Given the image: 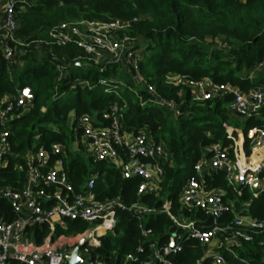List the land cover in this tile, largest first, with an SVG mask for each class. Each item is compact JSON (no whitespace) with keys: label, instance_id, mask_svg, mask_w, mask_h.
<instances>
[{"label":"trees","instance_id":"obj_1","mask_svg":"<svg viewBox=\"0 0 264 264\" xmlns=\"http://www.w3.org/2000/svg\"><path fill=\"white\" fill-rule=\"evenodd\" d=\"M26 1L17 5V37L25 42L47 39L61 23L139 18L127 34L142 50L139 69L143 81L130 66L89 62V55L73 45L44 47L41 55L34 47L26 49L24 54L18 53L14 66L1 57L0 104L26 86L31 88L34 100L10 123L11 151L6 156V165L0 167V188H23L28 155L60 143L66 154L65 171L76 194L83 193L89 180L94 179L95 187L90 192L98 201L120 198L128 207L140 202L157 210L141 221L153 231L149 239L142 238L141 222L134 214L120 212L114 231L104 236L96 249L101 258L116 263L130 254L138 255L142 243L163 244L173 233H182L167 213L160 212L166 201L172 203V213L192 217L200 229L209 230L210 219L202 211L181 210L179 197L183 184L195 175V165L205 157L208 147L217 144L227 147L233 143L228 138V128L235 130V138L241 136L243 144L242 130L231 122L245 118L246 135L250 129L264 128V121L230 112L227 106L233 98L231 93L198 102L191 88L169 83L168 78L174 75L196 81L209 78L243 92L264 88V0ZM57 59H64L69 65L63 76L57 68ZM147 83L163 98L174 101L176 110L154 103ZM110 106L120 108L126 134L147 131L153 140L164 142L169 149L170 160L165 165L159 195L138 196L139 178L125 179L117 164L96 162L87 153L79 120L86 115L100 118ZM246 148L250 154L248 140ZM261 176L264 177V169ZM206 184L209 189L221 190L224 201L235 208V213H226L221 218L222 226L231 224L235 214L264 219V191L255 197L249 188L239 186L240 196L221 171L208 173ZM0 211L5 212L8 220L13 218V204L0 200ZM67 223L68 230L64 232L67 235L88 228L80 221ZM31 232L41 243L49 228L35 227ZM62 233L59 228L57 235ZM207 249L197 239H186L183 252L172 259L173 264H195ZM221 253L226 264H264V233L254 235L251 242L242 243L232 252L223 247ZM140 256L147 258L148 251ZM203 264L212 263L207 259Z\"/></svg>","mask_w":264,"mask_h":264},{"label":"built area","instance_id":"obj_2","mask_svg":"<svg viewBox=\"0 0 264 264\" xmlns=\"http://www.w3.org/2000/svg\"><path fill=\"white\" fill-rule=\"evenodd\" d=\"M27 2L0 0V58L3 57L11 66L16 64L18 53L22 55L26 49L34 47L41 55L44 47L73 45L89 55V62L130 66L132 72L143 81L139 69L142 50L137 48V41L127 34L133 24L139 22V18L129 21L61 23L50 32L47 39L25 42L17 37V5ZM57 61V68L63 76V71L69 65L64 59ZM168 82L191 88L194 100L198 102L219 99L231 93L233 98L227 106L230 112L264 121L263 87L243 92L229 84H216L209 78L196 81L181 75L170 76ZM147 87L154 103L176 110L174 101L163 98L148 83ZM33 100L34 94L26 86L16 96H8L0 104V167L6 165V156L11 151L10 123L21 109L31 106ZM122 119L123 114L118 106H110L100 118L88 115L81 117L79 129L87 153L96 162L117 164L125 179L139 178L138 196L159 195L165 179V165L170 160L169 149L164 142L153 140L147 131L142 130L137 135L126 134ZM228 130V138L233 143L227 147L218 144L208 147L205 157L195 165V175L186 181L179 197L181 210L189 213L202 211L210 219L211 228L202 230L192 217L175 215L171 211L172 203L166 201L160 212L167 213L183 232L173 233L163 244L150 242L146 246L142 243L138 247V255L130 254L116 263L101 258L96 249L100 248L101 239L114 231L118 214L130 212L141 222L144 216L157 210L140 202L128 207L120 198L98 201L90 192L95 187L94 179L89 180L83 193L76 194L65 171L66 154L60 143L28 155L29 167L24 187L0 188V200L13 204L12 219L8 220L5 212L0 211V264H71L66 257L72 255L78 246V257L86 264H173L172 259L183 252L185 240L190 238L197 239L208 248L205 256L195 264H203L207 259L212 264H226L221 253L223 247L232 252L242 243L251 242L254 235L264 233V219L238 214H235L231 224L222 226L221 218L226 213H235V208L224 201L221 190L209 189L206 184L208 173L221 171L240 196L242 192L237 189L239 186L249 188L255 197L259 191H264V177L261 176L264 157L262 160H256L255 157L262 156L257 151L264 148V128L250 129L246 135L243 133V144L240 135L239 138L234 137L233 128ZM247 140L250 154L246 148ZM68 221H80L87 224L88 228L67 235L64 232L68 230ZM43 226L49 228V234L39 243L31 231ZM59 228L63 233L57 235ZM140 228L142 238H151L152 229L145 228L142 222ZM214 241L219 242V247L212 251ZM147 251V258L140 256Z\"/></svg>","mask_w":264,"mask_h":264},{"label":"water","instance_id":"obj_3","mask_svg":"<svg viewBox=\"0 0 264 264\" xmlns=\"http://www.w3.org/2000/svg\"><path fill=\"white\" fill-rule=\"evenodd\" d=\"M255 186H257V184H255ZM80 249V246H78L72 255L70 256H67L66 259L69 263L71 264H77V263H80V264H86L80 257H78V251Z\"/></svg>","mask_w":264,"mask_h":264},{"label":"rangeland","instance_id":"obj_4","mask_svg":"<svg viewBox=\"0 0 264 264\" xmlns=\"http://www.w3.org/2000/svg\"><path fill=\"white\" fill-rule=\"evenodd\" d=\"M239 119H240V121L231 122V124L238 126V128H240L242 130V132H244V123H245L246 119L245 118H239ZM73 122H74V118L72 117V118H70V121H69V126L70 127H72ZM185 183L183 184V186H185ZM181 191L183 192V187H182ZM214 243H215V241L213 242V244Z\"/></svg>","mask_w":264,"mask_h":264},{"label":"crops","instance_id":"obj_5","mask_svg":"<svg viewBox=\"0 0 264 264\" xmlns=\"http://www.w3.org/2000/svg\"><path fill=\"white\" fill-rule=\"evenodd\" d=\"M242 135H243V132H242ZM218 247H219V242L218 241H215V243L212 244V246H211V250L212 251H215Z\"/></svg>","mask_w":264,"mask_h":264},{"label":"bare ground","instance_id":"obj_6","mask_svg":"<svg viewBox=\"0 0 264 264\" xmlns=\"http://www.w3.org/2000/svg\"><path fill=\"white\" fill-rule=\"evenodd\" d=\"M257 153H261L262 156L257 157V155H256L255 156L256 157V160H262V158L264 157V148L261 149V150H259V151H257Z\"/></svg>","mask_w":264,"mask_h":264},{"label":"snow or ice","instance_id":"obj_7","mask_svg":"<svg viewBox=\"0 0 264 264\" xmlns=\"http://www.w3.org/2000/svg\"><path fill=\"white\" fill-rule=\"evenodd\" d=\"M25 94L27 95V92Z\"/></svg>","mask_w":264,"mask_h":264}]
</instances>
